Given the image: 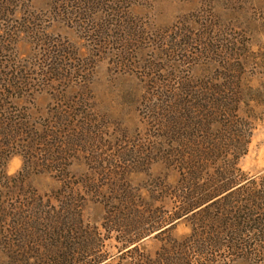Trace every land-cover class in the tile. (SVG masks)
Here are the masks:
<instances>
[{"label":"rangeland","instance_id":"obj_1","mask_svg":"<svg viewBox=\"0 0 264 264\" xmlns=\"http://www.w3.org/2000/svg\"><path fill=\"white\" fill-rule=\"evenodd\" d=\"M221 117L246 142L245 194L264 206V0H0V126L20 128L5 170L57 192L73 231L97 228L113 264L126 233L148 234L154 256L158 232L144 227L181 207L189 155L218 139ZM186 217L171 236L193 237ZM244 253L192 262L264 264Z\"/></svg>","mask_w":264,"mask_h":264},{"label":"trees","instance_id":"obj_2","mask_svg":"<svg viewBox=\"0 0 264 264\" xmlns=\"http://www.w3.org/2000/svg\"><path fill=\"white\" fill-rule=\"evenodd\" d=\"M223 118H219L222 129L218 139L209 143L206 134V142L189 155L181 207L173 216L155 221L148 229L144 227L145 232H158L152 238L157 245L154 256L143 243L148 234L126 233L115 238L121 245L117 248L116 264H193L194 255L208 250L217 253L223 248L231 256L245 252L242 256L251 260L256 255L264 259V235L243 238L251 230H264L262 196L245 194L248 184H242L236 162L244 154L246 142L238 141L236 131L227 133L230 124ZM14 124L11 121L0 126V264H113V256L102 252L106 238L97 228L82 222L73 231L66 201L59 202L63 207L54 205L58 202L54 194L57 192H39L27 182L24 168L15 175L7 174V163L18 155L16 140L20 128ZM222 141L228 144L225 146ZM229 153L235 156L227 171H223V164L218 161ZM211 157L212 164L219 168L213 174L207 168ZM184 216L192 223L193 237L171 236L172 226H167ZM212 263L209 260L207 264Z\"/></svg>","mask_w":264,"mask_h":264}]
</instances>
